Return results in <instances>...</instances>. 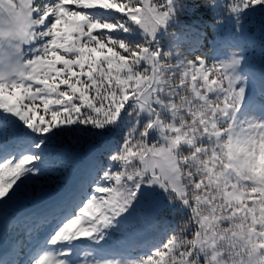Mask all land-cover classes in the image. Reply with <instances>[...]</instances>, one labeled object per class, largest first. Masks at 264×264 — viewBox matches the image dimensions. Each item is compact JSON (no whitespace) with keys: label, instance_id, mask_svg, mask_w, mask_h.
I'll return each mask as SVG.
<instances>
[{"label":"snow or ice","instance_id":"obj_1","mask_svg":"<svg viewBox=\"0 0 264 264\" xmlns=\"http://www.w3.org/2000/svg\"><path fill=\"white\" fill-rule=\"evenodd\" d=\"M256 18L264 53V0H0V214L44 202L17 264H264Z\"/></svg>","mask_w":264,"mask_h":264},{"label":"rangeland","instance_id":"obj_2","mask_svg":"<svg viewBox=\"0 0 264 264\" xmlns=\"http://www.w3.org/2000/svg\"><path fill=\"white\" fill-rule=\"evenodd\" d=\"M71 7V6H70ZM256 28V27H255ZM261 66V65H260ZM257 72V73H256ZM264 73V69L262 68H255V73H254V77L256 79H260L261 81V74ZM261 85V83H260ZM255 92V90L253 91ZM257 95L259 97H262L258 92ZM255 115L258 116L259 113L255 112ZM87 138L85 137V140ZM89 141V140H87ZM90 142V141H89ZM69 168L67 171L65 169H58V174L56 175H52V176H48V177H42L39 181V184L43 186V188L46 191H50V192H55L58 187L62 184V177H66L69 174H71ZM37 189V185L36 184H31L26 186V191H29L30 193H32L31 197L28 199H21L20 201L14 203L13 205H10L9 208L7 209V211L5 213L0 214V233H2L3 231H5V228L7 227L9 222H12V220H15V213L21 212V210H24L28 207H33L34 205H40L41 203L43 204L44 202L40 199L35 198V192ZM7 217V220L4 219V217ZM152 235L149 234L146 239L148 237H151ZM139 247V251H144L145 247L144 246H140L138 245L137 248Z\"/></svg>","mask_w":264,"mask_h":264},{"label":"trees","instance_id":"obj_3","mask_svg":"<svg viewBox=\"0 0 264 264\" xmlns=\"http://www.w3.org/2000/svg\"><path fill=\"white\" fill-rule=\"evenodd\" d=\"M256 27V28H255ZM250 28L254 31V35L249 39V47L247 50L248 62H254L258 65L264 66V53L261 52L260 42H259V21L253 19L250 24ZM83 138H65L63 143L68 146L72 151L79 152L83 154L87 148L89 141ZM169 227H174L179 225L181 222L174 218L171 214L165 217Z\"/></svg>","mask_w":264,"mask_h":264}]
</instances>
